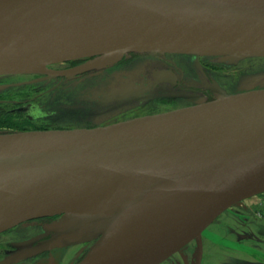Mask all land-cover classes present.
Instances as JSON below:
<instances>
[{
  "label": "water",
  "instance_id": "95a60500",
  "mask_svg": "<svg viewBox=\"0 0 264 264\" xmlns=\"http://www.w3.org/2000/svg\"><path fill=\"white\" fill-rule=\"evenodd\" d=\"M131 53L264 58V0H0V75L93 59L77 74ZM263 192L264 89L103 128L0 134V233L58 216L43 249L96 241L75 264H161ZM184 194L197 196L175 201Z\"/></svg>",
  "mask_w": 264,
  "mask_h": 264
},
{
  "label": "flooded vegetation",
  "instance_id": "af4514ba",
  "mask_svg": "<svg viewBox=\"0 0 264 264\" xmlns=\"http://www.w3.org/2000/svg\"><path fill=\"white\" fill-rule=\"evenodd\" d=\"M92 61L53 64L43 74L0 75V134L103 128L214 101L219 91L264 89L259 83L240 87L251 68L233 71L235 65L218 58L186 54L131 53L109 67L69 73ZM58 219H34L0 233V264L34 254L11 264L84 260L95 240L43 249ZM211 225L200 241L161 264H196L201 245L200 264H264V192L231 206Z\"/></svg>",
  "mask_w": 264,
  "mask_h": 264
},
{
  "label": "rangeland",
  "instance_id": "374dc122",
  "mask_svg": "<svg viewBox=\"0 0 264 264\" xmlns=\"http://www.w3.org/2000/svg\"><path fill=\"white\" fill-rule=\"evenodd\" d=\"M231 65L232 66L235 65L232 68L233 71H236V70L238 71L239 69H243L244 67L251 68V73L244 75L243 78L241 79L240 87L243 88L247 84L256 86L257 83H259L258 85L264 86V58L241 59L238 62L233 63ZM244 83H246V84H244ZM249 87H251V86H249ZM66 113H68V112H66ZM211 226L212 225H210L207 228V230H206L207 233H209L213 229V228H211ZM207 233L205 232L204 234L207 235ZM247 249L243 247L241 251L246 252ZM76 250L77 249L72 250V253L70 254V256L73 255ZM250 252H251V255H254V256L256 255V253L253 250H251ZM218 261L219 260L217 259V262Z\"/></svg>",
  "mask_w": 264,
  "mask_h": 264
},
{
  "label": "bare ground",
  "instance_id": "6f19581e",
  "mask_svg": "<svg viewBox=\"0 0 264 264\" xmlns=\"http://www.w3.org/2000/svg\"><path fill=\"white\" fill-rule=\"evenodd\" d=\"M196 196L197 195H194V194H184V195H181L180 197H178L179 199L177 198L175 201H180V202L188 203L191 200L195 199Z\"/></svg>",
  "mask_w": 264,
  "mask_h": 264
}]
</instances>
